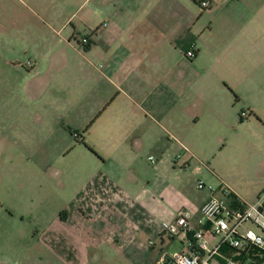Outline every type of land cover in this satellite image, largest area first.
<instances>
[{
	"label": "crops",
	"instance_id": "0c3cea01",
	"mask_svg": "<svg viewBox=\"0 0 264 264\" xmlns=\"http://www.w3.org/2000/svg\"><path fill=\"white\" fill-rule=\"evenodd\" d=\"M29 1L47 8L44 0ZM199 2L103 0L104 7L83 14L84 35L75 23L81 0L47 8L60 28L38 31L39 42L60 59L32 66L30 75L42 88L60 83L53 87L60 110L50 112L60 145L72 144L76 133L80 137L73 140L88 151L73 160L71 195H60V212L68 211L69 220L60 221L59 238L48 236L43 243L57 264H161L166 253L189 252L182 235L163 232L181 210L198 212L212 195L223 198V187L252 202L223 181L212 194L190 184L197 177L210 182V174L215 179L194 162L193 150L205 146V137L244 149L259 142L248 133L264 136V96L256 95L251 76L258 58L264 63V0H213L208 9ZM83 38L88 46L81 45ZM206 53L219 70L217 81L232 82L221 91L227 112L208 95L199 105L191 95L194 78L206 74L197 70L210 68ZM225 67L234 73L222 77ZM177 150L183 151L179 160Z\"/></svg>",
	"mask_w": 264,
	"mask_h": 264
},
{
	"label": "rangeland",
	"instance_id": "374dc122",
	"mask_svg": "<svg viewBox=\"0 0 264 264\" xmlns=\"http://www.w3.org/2000/svg\"><path fill=\"white\" fill-rule=\"evenodd\" d=\"M25 2L29 9L18 0H0V264H57L54 258H48L53 254L43 243L48 236L59 238L60 221L69 220L68 211L60 212V195L64 190L71 195L73 160L88 151L78 147L73 136L70 138L72 144L65 141L60 145V128L55 123L54 114L50 113L60 110V94L53 89L60 83L55 80L48 89L46 85L42 88L41 83L30 75L32 66L43 68L46 62L60 59L59 52H51L39 42L37 33L60 28V19L52 15L53 9H47L58 5L60 0H44L47 8H39L29 0ZM81 4L84 5L75 23L79 33L84 35L87 31L82 23L83 14L94 8L101 9L104 4L103 0H81ZM205 63L210 68L197 71L200 75L203 71L206 74L199 81L194 78L191 92L194 102L199 105V98L208 95L227 112L228 97L222 98L221 91L224 84L232 87V82H222V78L217 81L219 70L217 65L209 64L208 53L205 54ZM253 72L251 76L257 80L255 93L264 96V63L261 58H258ZM228 73L232 75L234 70L221 69L222 77L223 74L231 76ZM196 76L199 77L195 73ZM203 78H208L206 83ZM238 81L245 89L242 81ZM248 134L257 135L259 142L244 149L229 142L213 143L205 137V146L199 145L193 150L194 162L213 173L215 179L211 174L210 182L196 176L190 189L198 191V181L213 188L223 181L247 201L264 197V136L258 130ZM200 136H205L203 130ZM176 153L180 157L183 155V151L177 150ZM156 244L160 246V243ZM121 263L105 259L92 262ZM128 264H132L131 261Z\"/></svg>",
	"mask_w": 264,
	"mask_h": 264
},
{
	"label": "built area",
	"instance_id": "2783aa9c",
	"mask_svg": "<svg viewBox=\"0 0 264 264\" xmlns=\"http://www.w3.org/2000/svg\"><path fill=\"white\" fill-rule=\"evenodd\" d=\"M212 1L199 4L208 9ZM81 45H89L88 38ZM198 189L215 192L202 181ZM223 193V198L212 195L198 212L183 209L173 222L163 225L168 237L182 235L187 240L189 252L166 253L161 264H264V197L248 203L233 197L226 187Z\"/></svg>",
	"mask_w": 264,
	"mask_h": 264
},
{
	"label": "trees",
	"instance_id": "16d2710c",
	"mask_svg": "<svg viewBox=\"0 0 264 264\" xmlns=\"http://www.w3.org/2000/svg\"><path fill=\"white\" fill-rule=\"evenodd\" d=\"M228 198H231V196H228Z\"/></svg>",
	"mask_w": 264,
	"mask_h": 264
}]
</instances>
